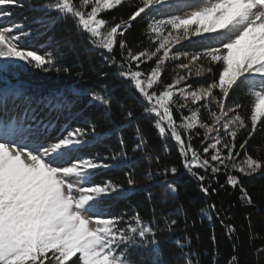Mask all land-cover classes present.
<instances>
[{
	"label": "snow or ice",
	"instance_id": "obj_1",
	"mask_svg": "<svg viewBox=\"0 0 264 264\" xmlns=\"http://www.w3.org/2000/svg\"><path fill=\"white\" fill-rule=\"evenodd\" d=\"M123 5L132 8L126 19L106 18ZM12 8L43 15L32 19V28L17 21ZM68 20L75 35L87 38L88 50L114 69L111 88L41 93L21 78L28 69L71 74L58 45H71L72 34L63 40L47 35ZM141 21L149 45L134 50L126 34ZM76 76L82 80L84 72ZM118 88L131 92L140 114L114 95ZM237 93L248 98L247 109L233 99ZM97 112L108 121L105 130L98 131ZM142 118L151 121L163 152L178 153L205 197L218 192L214 184L223 175L219 189L238 191L241 206H253L243 178L264 176V158L248 148L264 135V0H0V264H169L165 235L180 251L175 264H200L187 234L174 236L181 216L187 226L183 205L157 214L153 189L160 190L161 208L175 204L180 169L152 171L160 156L150 151ZM129 129L131 142L124 135ZM113 136L119 151L96 152ZM142 160L146 183L138 186ZM105 170L123 171L127 188L111 179L97 182ZM141 193L151 205L149 219L139 211L117 213L118 202ZM199 215L201 222H220L233 248L226 264H240L228 209L213 202ZM245 219L251 228L250 214ZM257 237L250 231V240ZM211 240L216 245L214 234ZM253 254L264 255V246Z\"/></svg>",
	"mask_w": 264,
	"mask_h": 264
},
{
	"label": "trees",
	"instance_id": "obj_2",
	"mask_svg": "<svg viewBox=\"0 0 264 264\" xmlns=\"http://www.w3.org/2000/svg\"><path fill=\"white\" fill-rule=\"evenodd\" d=\"M45 2H47V0H32L34 5L43 4ZM25 3H27V0H25ZM11 10L15 13V19L17 21H24L25 24L30 25L32 28L37 27V25L31 23L32 19L43 15L41 12L29 11L26 8H12ZM131 11L132 8L130 6L123 5L121 8L114 9L110 14L105 15L109 20H111L112 16L117 17V20L121 17L126 19ZM75 32L76 29L74 25L71 20H68L67 22H58L52 31L47 34L48 36L54 37L55 40H63L69 33L72 34L71 45L65 43L58 45L64 52V58L61 63L69 67L71 74L57 73L55 71L45 73L36 69H28L21 78L30 83L34 88L39 89L41 93L72 87L101 91L105 86L111 88L114 83H117L114 79V69L104 65L98 54L90 52L88 50L90 46L87 44V38H81L75 35ZM43 39H47V37ZM126 39L129 46L134 50H140L144 46H148L149 41L145 35V22H134L133 27L126 34ZM178 47L181 46L179 45ZM196 50V48L185 49V51ZM40 51L43 52L46 51V49L41 48ZM173 51H175V49ZM78 71L84 72V79L81 80L77 78L76 72ZM98 72H106L108 76L101 79L97 76ZM171 74L172 67L170 66L163 76L165 82L170 81ZM114 95L131 107L137 114L141 113V105L133 98L130 91L118 88ZM233 99H239V102L244 104L245 109H247L248 98L242 93H237ZM118 111V108L114 105V118L118 116ZM93 118L96 119L100 125L98 131L105 130L109 127L108 121L105 117L100 115L99 112H97ZM140 123L151 145L150 151H154L160 156L159 165L156 164L154 159L151 162L152 171H156L158 168L171 166L180 169V177L178 180L180 196L175 204L169 200L167 207L161 208L159 204L160 190L153 189L157 214H159L160 211H174L176 204L183 205V211L188 217L187 226L185 227V220L183 216H181L179 218V226L174 236L183 239L184 235L187 234L188 239L191 241L190 247L192 252L194 254H199L200 264H210V261L213 260H217L218 264H226L227 260L233 255L232 242L224 235V229L221 227L218 220H213L210 223L207 219H204L203 222H201L199 215L202 208H206L208 204L214 202L217 207L223 205L224 208L228 209V215L231 216L230 222L234 223L238 230L239 239L237 241L238 248L236 254L239 257L240 264H264V255L256 256L253 254L257 248L264 246V176L257 174L252 178H243L244 187L247 189L254 202L251 207L241 206L238 199V191L232 190L231 188H227L226 190L219 189V184L224 183L223 175L220 176L219 182L214 184V186L218 188V192L210 197H205L200 192L197 181L184 173L178 153L175 150L168 153L162 151L163 142L158 138L155 130L152 128L151 121L142 118ZM124 135L125 139L131 142V130H126ZM240 139L242 140L243 137H240ZM193 143L197 148L200 147L198 138H194ZM248 148L249 154L253 155L255 158H264V135L257 134L253 140L249 142ZM110 150L119 151V140L115 136L109 138L103 146H98L96 148V152L101 155H107ZM146 168L147 162L142 160L140 166L136 169L138 186H144L146 183L142 178ZM105 179H111L117 183H122L125 188H127L126 177L123 171L105 170L104 173L97 178V182ZM115 207L117 213H126L128 215H131L134 211H139L141 216L146 220L152 215L150 210L151 205L142 193L128 200L118 202ZM246 214H250L251 228H249V221L245 219ZM250 231L258 234V237L250 240ZM213 234L216 237V245H213L211 240ZM160 239L165 252V258L168 260L169 264H175L177 257L180 255L179 249L172 243L167 235L162 236ZM183 242L187 243V241ZM205 253H207V255H205ZM213 253H215V256Z\"/></svg>",
	"mask_w": 264,
	"mask_h": 264
},
{
	"label": "rangeland",
	"instance_id": "obj_3",
	"mask_svg": "<svg viewBox=\"0 0 264 264\" xmlns=\"http://www.w3.org/2000/svg\"><path fill=\"white\" fill-rule=\"evenodd\" d=\"M185 43H187V42H185ZM179 45H177V47H178ZM174 50V49H173ZM198 50V49H197ZM206 79V78H205Z\"/></svg>",
	"mask_w": 264,
	"mask_h": 264
}]
</instances>
